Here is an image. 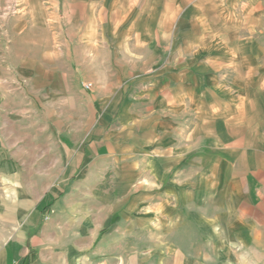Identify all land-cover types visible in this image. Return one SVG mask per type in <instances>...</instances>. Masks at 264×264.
I'll return each instance as SVG.
<instances>
[{"label": "rangeland", "instance_id": "1", "mask_svg": "<svg viewBox=\"0 0 264 264\" xmlns=\"http://www.w3.org/2000/svg\"><path fill=\"white\" fill-rule=\"evenodd\" d=\"M86 3L0 0L3 45L10 44L21 24L42 18L52 23L53 15H66L62 37L69 45L64 89L57 81L53 97L38 90L44 97L36 108L26 86L12 82L13 91L7 90L1 100L8 119L22 126L6 130L10 143L22 142L16 146L22 159L8 154L11 162L0 160V167L11 163V172L18 174L0 179V186H7L6 201L17 195L8 191L14 185L40 191L58 181L66 190L62 195L93 207L101 204V209L113 204L119 212L113 222L127 215L132 223L121 232L128 228V247L175 248L190 254L195 263L217 261L213 252L222 248L216 221L220 222L223 197L208 173L212 153L187 142L190 128H196L194 140L204 141L207 126L185 101L177 112L180 105L172 103L166 90L174 84L177 70V88H192L194 99L211 100L205 90L216 86L229 90L231 97L226 99L232 103L237 99L264 103V0H177V32H167L165 39L151 34L159 48L134 49L136 55L127 57L117 47L126 41L120 38L123 33L115 34L106 26L127 13L131 0H97L94 8ZM93 11L100 12L103 23L100 33L86 32L85 42L95 41L91 55L88 50L84 54L83 32L77 25L85 19L93 23ZM34 31L40 40L46 39L45 32ZM129 35L127 40L141 39V33ZM9 51L5 56H12ZM11 51L17 53L16 48ZM85 82L92 87L85 89ZM236 92L244 98L233 96ZM40 102L49 107L44 125L40 109H46ZM27 108H32L29 114ZM52 122L50 128L47 124Z\"/></svg>", "mask_w": 264, "mask_h": 264}, {"label": "crops", "instance_id": "2", "mask_svg": "<svg viewBox=\"0 0 264 264\" xmlns=\"http://www.w3.org/2000/svg\"><path fill=\"white\" fill-rule=\"evenodd\" d=\"M134 1L131 0L130 12L128 9L120 19L108 22L106 26L115 34L123 33L120 38L126 41L117 47L125 57L136 55L131 51L134 49L159 48V43L153 42L151 34L165 39L167 32H177V0H146L141 6L133 4ZM86 2L90 8L96 7L97 0ZM93 12V23L85 19L77 25L83 32L80 45H83L84 54L88 50L91 55L95 54L92 49L96 48L92 45L95 41L87 44L86 32L100 33L103 23L100 12L97 11L98 15ZM96 17L100 18L99 21ZM65 18L66 15H53L52 23L42 18L41 21L21 24L7 46L3 45L0 37V104L6 91H13L9 88L14 87L12 82L20 81L33 98L32 107L39 108L38 101L44 94L38 90L43 89L46 97H53L55 82L61 83L64 76L67 79L69 45L62 37ZM35 28L42 34L45 32V40H40ZM134 33H141V39L137 36L134 41L126 39L129 34L133 38ZM13 48L17 49V53H12ZM6 49L10 50L11 57L5 56ZM173 59L177 61V52ZM173 77L175 82L171 89H167L166 85L163 88L167 89L166 96L171 98L172 103L180 105L177 112L183 110L182 103L185 101L200 122L207 126L202 136L204 141L194 140L196 128H190L187 142L190 145L199 143L205 152L212 153L208 159L212 165L208 173L215 177V188L223 197L220 222L216 221L220 227L216 238L221 236L222 248L213 252L219 259L195 263L188 258L191 255L181 249L158 247L135 250L128 247V228L121 232L123 226L132 223L127 215L120 214L121 222H113V218L117 217L115 215L119 214L113 204L106 203L101 209V204L93 207L67 194L62 195L66 190L54 181L40 191L25 185H14L8 191L17 195L9 201L3 195L7 186H0V264L13 261L20 264H264V103L261 99L251 102L237 99L232 103L226 99L231 97L229 90L220 91L216 86L205 90L211 100L194 99L197 94L192 88L189 91L177 88V70ZM61 88L64 89L62 83ZM233 96L244 98L238 92ZM40 103L46 109V112L40 109L44 125L49 118V107ZM31 109L27 108L26 113L29 114ZM3 118L5 121H2ZM53 124L47 125L52 128ZM21 127L15 120L8 119L7 111L0 105V160L11 162L8 154H12L14 160L21 158V150H17L16 146H22V142L10 143L12 137L6 133L8 128ZM10 164L0 167V179L18 175L15 170L11 172ZM35 192L39 195L36 196Z\"/></svg>", "mask_w": 264, "mask_h": 264}, {"label": "built area", "instance_id": "3", "mask_svg": "<svg viewBox=\"0 0 264 264\" xmlns=\"http://www.w3.org/2000/svg\"><path fill=\"white\" fill-rule=\"evenodd\" d=\"M83 87L85 89H90L92 87V83L91 82H85L83 83ZM10 264H20L18 261H13Z\"/></svg>", "mask_w": 264, "mask_h": 264}]
</instances>
